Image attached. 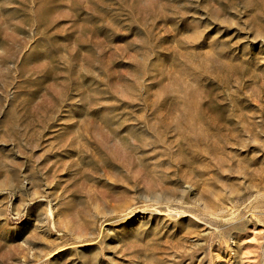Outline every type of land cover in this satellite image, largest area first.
<instances>
[{"label": "rangeland", "instance_id": "374dc122", "mask_svg": "<svg viewBox=\"0 0 264 264\" xmlns=\"http://www.w3.org/2000/svg\"><path fill=\"white\" fill-rule=\"evenodd\" d=\"M0 264H264V0H0Z\"/></svg>", "mask_w": 264, "mask_h": 264}, {"label": "bare ground", "instance_id": "6f19581e", "mask_svg": "<svg viewBox=\"0 0 264 264\" xmlns=\"http://www.w3.org/2000/svg\"><path fill=\"white\" fill-rule=\"evenodd\" d=\"M52 255V254H51Z\"/></svg>", "mask_w": 264, "mask_h": 264}]
</instances>
